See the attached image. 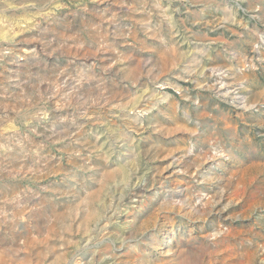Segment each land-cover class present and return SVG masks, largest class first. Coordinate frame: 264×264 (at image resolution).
I'll list each match as a JSON object with an SVG mask.
<instances>
[{"label":"rangeland","instance_id":"374dc122","mask_svg":"<svg viewBox=\"0 0 264 264\" xmlns=\"http://www.w3.org/2000/svg\"><path fill=\"white\" fill-rule=\"evenodd\" d=\"M0 264H264V0H0Z\"/></svg>","mask_w":264,"mask_h":264}]
</instances>
